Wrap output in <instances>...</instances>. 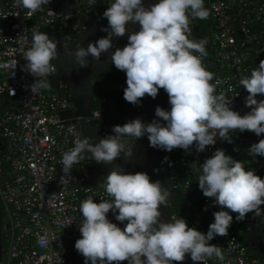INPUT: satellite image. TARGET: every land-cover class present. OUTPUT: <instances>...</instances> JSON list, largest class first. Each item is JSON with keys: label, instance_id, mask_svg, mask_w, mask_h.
I'll list each match as a JSON object with an SVG mask.
<instances>
[{"label": "clouds", "instance_id": "9594fccd", "mask_svg": "<svg viewBox=\"0 0 264 264\" xmlns=\"http://www.w3.org/2000/svg\"><path fill=\"white\" fill-rule=\"evenodd\" d=\"M87 2L90 8L96 0ZM48 3L49 0H13V5L27 10L29 17ZM208 15L204 0H156L147 7L142 0H111L101 14L107 20V25L99 28L105 36L64 54L72 57L77 69L87 68L88 57L99 60L102 53L113 48V38L128 32L127 43L106 57L125 73L123 99L139 106L145 95L154 99L158 89H163L169 108L156 106L150 122L133 118L113 125L111 134L98 141L90 135L76 136L73 147L61 153L64 176L81 158L105 165L118 158L126 160L133 154L131 139L146 137L149 147L166 152L174 148L188 151L190 147L202 152L206 146L214 145L216 138L230 143L229 133L235 131L247 130L257 136L264 133V99L255 98L264 95V59L250 75L238 81L247 92L244 104L250 108L240 115L231 109L224 93H216V85L210 83L213 75L202 64L207 54L206 38L187 37L190 19L204 20ZM133 23H138V31L128 28ZM57 43L45 32H33L30 47L23 52L26 63L22 65V71L34 77L31 91L49 88L48 80L35 78L50 77L54 72ZM247 153L253 158L264 157V138L252 143ZM102 183L109 199L94 202L88 197L78 208L83 219L74 249L82 255L84 264H181L186 255L193 264H205L213 257L223 261L221 248L209 241L214 236L227 235L233 221L230 212L241 221L249 212L262 215L259 206L264 204V177L252 169L245 170L243 162L222 149H216L200 164L197 178L202 195L213 198L220 207L213 212L205 233L187 226L182 218L170 217L169 222L159 219L158 206L166 203L169 192L162 190L160 182L150 181L144 172H125L117 165ZM110 210L115 220L124 225L122 229L107 218Z\"/></svg>", "mask_w": 264, "mask_h": 264}, {"label": "built area", "instance_id": "2783aa9c", "mask_svg": "<svg viewBox=\"0 0 264 264\" xmlns=\"http://www.w3.org/2000/svg\"><path fill=\"white\" fill-rule=\"evenodd\" d=\"M100 1L106 7L111 2ZM55 4L56 1L49 0L29 17L27 10L13 5V0H0V204L9 224L0 264H84V258L74 249L83 219L79 204L88 197L94 202L109 199L103 184L89 182L83 158L73 165L69 175L61 172V153L73 147L76 136H81L78 127L66 124L59 116V112L72 109L64 82H58L59 94H53L49 88L31 91L34 77L22 71L26 63L23 52L30 47L34 31L41 32L45 26L59 22L62 39L67 43L72 34H79L81 21L92 7L89 8L87 0H72L66 12H58ZM204 7L209 15L204 19L207 54L202 64L213 75L210 83L216 85L215 92H223L231 102V109L243 115L250 108L244 104L247 92L238 81L250 75L264 59V0H204ZM195 27L196 19H190L187 34L190 40L200 39ZM255 98L259 101L264 95ZM138 116L145 121L142 101ZM86 120L95 123L98 140L111 134L101 109H92ZM69 128L73 130L71 133ZM229 135L230 143L216 138L215 144L206 146L202 152H196L194 147L188 151L171 150L178 152L179 177L171 176L169 191L178 190L187 200H197L199 207L190 211L188 206L187 218L175 210L170 217L184 219L187 226L201 233L207 231L213 212L220 210L213 198L202 195L197 184L200 164L216 149L243 162L245 170L252 169L254 174L264 177V157L253 158L247 153L252 143L264 138V133L257 136L245 130ZM168 199L169 195L164 206L172 208ZM259 207L262 215L258 218L263 221L264 204ZM230 215L233 221L227 235L214 236L209 241L221 248L224 260L213 257L205 264H264L257 250L241 240L236 214L230 212ZM107 218L123 228L111 210ZM243 222H250L248 215L245 214Z\"/></svg>", "mask_w": 264, "mask_h": 264}, {"label": "water", "instance_id": "95a60500", "mask_svg": "<svg viewBox=\"0 0 264 264\" xmlns=\"http://www.w3.org/2000/svg\"><path fill=\"white\" fill-rule=\"evenodd\" d=\"M53 1H56L54 9L58 12H66L67 6L72 3V0ZM142 2L147 7L149 4L155 3L156 0H142ZM101 6L102 2L96 0V3L91 7L89 15L82 19V29L79 34H73L67 43H64L62 39L59 22L43 28V32L48 34L50 38H55L58 42V58L53 61L55 72L48 79L49 89L53 94H59L58 82L60 80L63 81L68 89V100L72 104V109L59 112V116L61 119H65L64 122L66 124H73L78 127L81 136L90 135L97 141L98 133L95 123L86 120L91 115V110L96 104L101 108L102 117L119 122H126L133 118L140 119L138 116L139 106L126 102L122 96L123 89L126 87L125 73L117 70L106 59L111 51H114L115 48H122L127 43L128 32L123 37L113 38V48L109 49V53H102L99 60H93L88 57L89 64L87 68L77 69L73 64L72 57L64 54L75 46L81 44L86 47L89 41L94 42L96 39L105 36V33L99 30L101 25H107L106 18H101L103 12L99 11ZM129 29L132 32L138 31V23H133ZM140 101H142L146 112L144 122H150L154 118V108L156 106H160L165 110L169 108L167 94L163 89H158L157 96L154 99L145 95ZM130 146L132 148V156L126 160L118 158L109 165L83 158L88 169L89 182L91 184H103V178L108 171L117 165L122 167L125 172H144L148 175L149 180L152 181L153 175L166 151L149 147L146 137H141L137 140L131 139ZM158 211L161 213L159 219L165 222L170 221V214L166 208L158 206ZM8 227L9 224L4 223L2 220V212L0 210V236L2 228L7 230ZM181 264H193V262L186 255L185 260ZM195 264H199V262H195Z\"/></svg>", "mask_w": 264, "mask_h": 264}, {"label": "trees", "instance_id": "16d2710c", "mask_svg": "<svg viewBox=\"0 0 264 264\" xmlns=\"http://www.w3.org/2000/svg\"><path fill=\"white\" fill-rule=\"evenodd\" d=\"M105 8H106V6H104L102 4V6L99 8V11H104ZM86 15H87V13L84 14L82 17H85ZM206 30H207V26L205 24V20L196 19V27L194 29L195 34L198 35V37L201 39V38H203V36H204L203 33H205ZM41 32H43V30H41ZM93 109H101V108H100V106L98 104H96ZM102 119L107 124L110 132H111V128H112L113 125H122L123 123H125V122L116 121L114 119H108V118H105V117H102ZM177 155H178V152H175V151H170V152L167 151V152H165V154L163 155V157L161 159V162H160V163H163L165 165V171L161 172V170H159V166H158V169L156 170V172L153 175L152 181H158V182H160L161 188H164L165 190H167L169 192V199H168V201H169V203L172 204V208H169L167 206L162 205L164 208H166V210L169 212V214H171L172 210H175V211L181 212V215H182L183 218H187L188 217V213L185 212V209L188 206H190V211H193L194 209H196V208L199 207V203H198L197 200H193V201L192 200H189L190 202H188V204L186 205L184 203V200H186V198L185 197H182L180 195V192L178 190H170L169 191V183H170L171 176H177V177H179L178 165L176 163V157H177ZM3 169H4V171H6L7 170V167L4 166ZM191 201H192V203H191ZM0 210L2 212V218H3V220L5 222H7V218H6L5 214L2 211L1 204H0ZM249 213H251V212H249ZM249 213H246V215H248V219H249V221H250L251 224H254L257 221L258 224L261 227H264V220L262 221L259 218L250 216ZM241 222L243 223V220H241ZM240 238H241L242 241H244L245 243L249 244L248 241H246L242 237H240ZM249 246L250 247H254L257 250V253L262 258H264V247H263V249H261L262 247L259 248L257 246H253L252 244L251 245L249 244Z\"/></svg>", "mask_w": 264, "mask_h": 264}, {"label": "flooded vegetation", "instance_id": "af4514ba", "mask_svg": "<svg viewBox=\"0 0 264 264\" xmlns=\"http://www.w3.org/2000/svg\"><path fill=\"white\" fill-rule=\"evenodd\" d=\"M159 170H161V172L165 171V165L163 163H160L159 165ZM193 201V200H192ZM191 201V203H192ZM187 202V203H186ZM188 202H190L189 200H184V203L187 205ZM185 205V206H186ZM250 216L256 217L258 218V216H255L252 212L249 213ZM3 220V218H2ZM4 223H7L3 220ZM240 224L238 225V233L240 235V237H242L243 239H245L246 241H248V243L253 246H257V247H264V229L263 227H261L258 222L256 221L254 224L249 223H245V222H239ZM9 228V227H8ZM8 230H5L2 228L1 230V236H0V255L2 254L4 248H5V244H6V237L8 234Z\"/></svg>", "mask_w": 264, "mask_h": 264}, {"label": "crops", "instance_id": "0c3cea01", "mask_svg": "<svg viewBox=\"0 0 264 264\" xmlns=\"http://www.w3.org/2000/svg\"><path fill=\"white\" fill-rule=\"evenodd\" d=\"M263 229H264V227H263ZM248 245H249V244H248ZM261 249H263V247H262Z\"/></svg>", "mask_w": 264, "mask_h": 264}]
</instances>
